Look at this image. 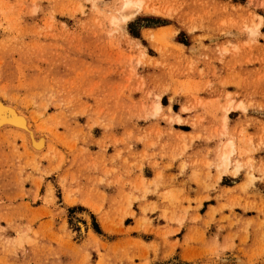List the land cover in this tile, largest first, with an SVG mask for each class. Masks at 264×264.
<instances>
[{
  "label": "rangeland",
  "instance_id": "374dc122",
  "mask_svg": "<svg viewBox=\"0 0 264 264\" xmlns=\"http://www.w3.org/2000/svg\"><path fill=\"white\" fill-rule=\"evenodd\" d=\"M123 1L0 0V264H264V0Z\"/></svg>",
  "mask_w": 264,
  "mask_h": 264
},
{
  "label": "bare ground",
  "instance_id": "6f19581e",
  "mask_svg": "<svg viewBox=\"0 0 264 264\" xmlns=\"http://www.w3.org/2000/svg\"><path fill=\"white\" fill-rule=\"evenodd\" d=\"M140 2L138 0H124L122 5H121V13L119 15V17H115V21H121V22H126L133 14L134 12L139 9L140 7ZM143 4V3H142ZM138 11V10H137ZM9 106V105H7ZM5 106H2V102H0V129L3 128H12V129H27V122L25 120V115L23 116L22 113L17 112V109L15 110L14 116H11L12 119L10 118L8 112L5 111ZM13 106H10V108ZM14 109V108H13ZM11 110V109H10ZM10 110H8L10 112ZM27 119V118H26ZM13 123V125H17V126H13L11 125V123ZM29 129H31L29 127ZM28 138L30 140V143L32 144V146L36 149V150H40L44 147V143H45V138L44 136H35L34 133L30 132V130H28Z\"/></svg>",
  "mask_w": 264,
  "mask_h": 264
}]
</instances>
